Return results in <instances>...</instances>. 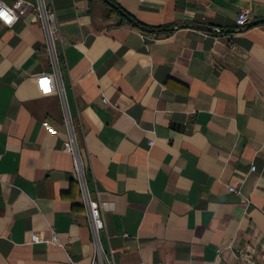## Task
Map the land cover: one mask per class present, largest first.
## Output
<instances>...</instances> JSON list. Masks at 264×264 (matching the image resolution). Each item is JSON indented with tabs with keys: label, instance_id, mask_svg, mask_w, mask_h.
<instances>
[{
	"label": "crops",
	"instance_id": "1",
	"mask_svg": "<svg viewBox=\"0 0 264 264\" xmlns=\"http://www.w3.org/2000/svg\"><path fill=\"white\" fill-rule=\"evenodd\" d=\"M46 1L113 261L264 264V0ZM52 70L33 13L0 22V264L93 253Z\"/></svg>",
	"mask_w": 264,
	"mask_h": 264
},
{
	"label": "built area",
	"instance_id": "2",
	"mask_svg": "<svg viewBox=\"0 0 264 264\" xmlns=\"http://www.w3.org/2000/svg\"><path fill=\"white\" fill-rule=\"evenodd\" d=\"M17 4H19V7H16ZM0 8L11 9L12 13L17 18L16 20L25 16L27 13H33L41 26V29L44 34L45 49L49 54L53 70L49 73L41 72L39 74H35L33 77L35 79L36 87L40 94L47 95L51 93H57L61 101L63 120L67 130V138L63 142V150L73 156L74 173L81 193L84 212L93 244V253L88 264H116L113 261L112 257L113 250H106L102 245L101 238L103 232L105 231V224L102 214V205L99 201L97 194L93 193L88 186V182L85 175V168L79 154L78 140L65 101L62 80L57 68L56 41H62V36L60 33L59 22L56 18V11L53 6V3L51 1L46 0H35V2H32L31 0H14L13 4L9 5L6 4L4 1L0 0ZM250 19L251 15L249 10L243 9L237 15L235 22L237 26L242 27L246 25ZM0 22L5 26H9L5 24L2 19H0ZM137 28L139 35L142 36L141 30L143 28L140 26H137ZM215 30L217 32H220V29L218 28H215ZM106 101V98L103 97V102ZM151 143L152 142H150V144ZM250 169L251 171H254L255 166L252 165ZM229 190L235 191V188L230 187ZM40 241V234L33 232L31 234V242L38 243ZM50 242L59 247H65V244L58 239L55 232H52ZM217 252H220V249H218ZM67 264L79 263L68 258Z\"/></svg>",
	"mask_w": 264,
	"mask_h": 264
},
{
	"label": "clouds",
	"instance_id": "3",
	"mask_svg": "<svg viewBox=\"0 0 264 264\" xmlns=\"http://www.w3.org/2000/svg\"><path fill=\"white\" fill-rule=\"evenodd\" d=\"M16 7H19V4H17ZM0 19H2L5 24L10 26L15 22L17 18L12 13L11 9L0 8Z\"/></svg>",
	"mask_w": 264,
	"mask_h": 264
},
{
	"label": "trees",
	"instance_id": "4",
	"mask_svg": "<svg viewBox=\"0 0 264 264\" xmlns=\"http://www.w3.org/2000/svg\"><path fill=\"white\" fill-rule=\"evenodd\" d=\"M139 26L142 27V28L144 27V26H141V25H139Z\"/></svg>",
	"mask_w": 264,
	"mask_h": 264
}]
</instances>
